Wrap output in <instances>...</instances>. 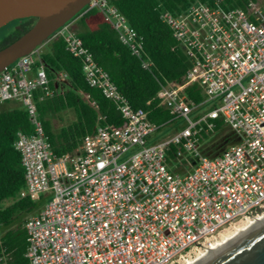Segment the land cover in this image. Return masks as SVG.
Here are the masks:
<instances>
[{"label": "built area", "instance_id": "2783aa9c", "mask_svg": "<svg viewBox=\"0 0 264 264\" xmlns=\"http://www.w3.org/2000/svg\"><path fill=\"white\" fill-rule=\"evenodd\" d=\"M97 9L121 43L142 58V36L107 0H90L53 37L81 59L85 81L119 110L121 125L97 123L70 151L55 154L37 116L33 91L60 89L62 71L47 76L41 45L0 71V103L14 100L28 112L33 130L17 131L12 142L24 168L18 198L40 199L25 222L28 264H173L204 251L226 225L264 211V0L243 6L211 7L193 0L178 14L161 12L190 61L180 80L156 91L171 114L163 123L132 107L94 60L72 22ZM35 60L39 64L35 69ZM204 97L192 101L186 87ZM85 99L87 95L79 91ZM90 105L96 108L94 101ZM102 118V117H101ZM238 141L207 156L201 143L216 120ZM175 124L161 138L157 132ZM174 153L183 171L167 160ZM0 250V264H11Z\"/></svg>", "mask_w": 264, "mask_h": 264}, {"label": "trees", "instance_id": "16d2710c", "mask_svg": "<svg viewBox=\"0 0 264 264\" xmlns=\"http://www.w3.org/2000/svg\"><path fill=\"white\" fill-rule=\"evenodd\" d=\"M127 19L128 23L142 36V58H149L152 66L145 69L141 59L133 55L120 42L114 29L103 16L97 27L91 28L86 20L100 13L91 9L78 19L79 28L75 32L83 45L91 52L94 60L107 73L117 89L134 108L147 111L148 119L156 124L168 120L169 110L158 104L156 91L164 81L180 80L190 67V61L176 43L168 24L161 18V12L178 14L193 0H107ZM211 7L232 8L243 6L246 0H200ZM101 14V13H100ZM102 15V14H101ZM35 17L17 18L15 28L0 43V47L16 39L35 21ZM40 58L45 64L47 76L54 77L58 71L66 75L68 86L53 90L44 95L40 89L33 91L37 116L43 126L46 140L55 154H61L75 148L82 137L91 132L97 123L121 125L123 118L113 101L102 92L89 86L84 79L81 59L65 49L64 40L52 35L44 43ZM39 64L35 60L32 68ZM79 91L87 95L85 99ZM187 96L194 102L204 95L197 84L185 89ZM9 101V100H7ZM94 101L96 108L90 105ZM0 103V250L8 251L11 264H28L24 256L26 249V229L22 214L37 210L42 200L28 197L18 198V192L24 184V168L20 154L12 142L17 131L31 132L33 124L24 106L3 107ZM66 108L72 109L74 119L60 126H54L52 115ZM102 117V118H101ZM216 120L214 133L201 143L207 156L220 154L229 145L238 141L237 135L220 119ZM175 147L167 151V160L175 169L183 171L174 153ZM16 222V225L13 224Z\"/></svg>", "mask_w": 264, "mask_h": 264}, {"label": "water", "instance_id": "95a60500", "mask_svg": "<svg viewBox=\"0 0 264 264\" xmlns=\"http://www.w3.org/2000/svg\"><path fill=\"white\" fill-rule=\"evenodd\" d=\"M89 1L0 0V28L17 18H36L20 36L0 47V71L42 45ZM196 264H264V220L250 226Z\"/></svg>", "mask_w": 264, "mask_h": 264}, {"label": "rangeland", "instance_id": "374dc122", "mask_svg": "<svg viewBox=\"0 0 264 264\" xmlns=\"http://www.w3.org/2000/svg\"><path fill=\"white\" fill-rule=\"evenodd\" d=\"M17 23H18V21H16V19H15V20L9 21L5 26L0 28V43L7 36V34L15 28ZM97 26H98V17H95V19L92 20L90 22V24H88V27L94 28V27H97ZM44 46H45L44 44L41 46V50L44 49ZM60 84H61V89L63 90V89L66 88V86H68L69 83H68L67 80L64 79L63 81H60ZM2 106L5 107V108H11V107H14V106H22V105L20 103H18L17 101L9 100V101H6L5 103H3ZM73 119H74V112H73L72 109H69V108H66V109H64V110H62L60 112L54 113L52 115V122H53L54 126H60V125H63V124H67L68 122H70ZM174 126H175V124L168 125V126L167 125L163 126L157 132V137L161 138L162 136H164L166 134H170L172 129L174 128ZM32 213H34V212L31 211V212H28L26 214H22L21 217L22 218H27ZM246 221L247 220H245V219H240V220H237L235 222H232V223L226 225L223 229H221L219 231V233L216 235L215 239H218L220 236H223V235H226V234L232 232L235 228L241 226ZM15 225H16V222L13 224V226H15ZM196 255L193 254L190 257H187V259H192ZM184 261H185L184 259H181V260H179L177 262H174L173 264H182V263H184Z\"/></svg>", "mask_w": 264, "mask_h": 264}, {"label": "bare ground", "instance_id": "6f19581e", "mask_svg": "<svg viewBox=\"0 0 264 264\" xmlns=\"http://www.w3.org/2000/svg\"><path fill=\"white\" fill-rule=\"evenodd\" d=\"M263 220H264V212H262L261 214L255 216L254 218L248 219L241 226H239L237 228L234 227L235 229L232 232H230V233H228L226 235L220 236L218 239H215L209 245L206 246V248L204 249V251L198 253L192 259L185 260L184 263H182V264H196L197 262H199L200 260H202L203 258H205L206 256H208L212 252H214L217 249H219L222 246H224L227 242H229L235 236L239 235L240 233H242L243 231H245L246 229H248L250 226H253V225H255L258 222L263 221Z\"/></svg>", "mask_w": 264, "mask_h": 264}, {"label": "crops", "instance_id": "0c3cea01", "mask_svg": "<svg viewBox=\"0 0 264 264\" xmlns=\"http://www.w3.org/2000/svg\"><path fill=\"white\" fill-rule=\"evenodd\" d=\"M95 17H98V23L101 21V19H102V15L100 14V13H98V14H95V15H91L87 20H86V24H87V26H88V24H90V22L92 21V20H94L95 19ZM78 18H76L75 20H73V22H72V28H73V30L76 32L77 31V29L79 28V22H78ZM46 42V41H45ZM44 42V43H45ZM43 43V44H44ZM42 44V45H43ZM41 45V46H42ZM60 89H61V84H60ZM62 90V89H61ZM19 103V102H18ZM36 210H33V212H35Z\"/></svg>", "mask_w": 264, "mask_h": 264}]
</instances>
